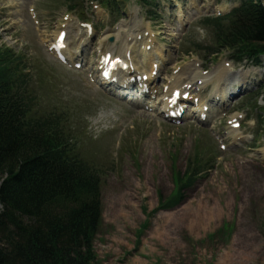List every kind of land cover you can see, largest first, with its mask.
Returning <instances> with one entry per match:
<instances>
[{"label":"rangeland","instance_id":"obj_1","mask_svg":"<svg viewBox=\"0 0 264 264\" xmlns=\"http://www.w3.org/2000/svg\"><path fill=\"white\" fill-rule=\"evenodd\" d=\"M193 1L198 8L193 7ZM178 4L184 13L181 24L176 20L179 8L171 14L158 10L161 17L151 23L144 13L136 14L139 6L133 1L120 20L119 31L151 24L159 34L156 45H171L161 84L174 79L179 71L193 69L195 74L187 71L179 78L181 82L198 81L194 87L201 89L214 85L220 78L218 70L225 66L220 82L229 85L245 75L244 69H256L232 64L226 52L213 55L210 62L192 51L184 53L192 42H206V30L197 25L199 17L226 11L238 0H178ZM28 7L36 9V21L29 17ZM45 9H50V14L43 12ZM85 11L93 22L106 15L100 12L95 17ZM68 12L65 0H0V47L27 57L33 70L44 73L38 75L43 104L58 102L70 108V124L77 129L81 151L102 167V220L93 242L95 264H264V138H252L264 100H256L255 110L241 108V96L225 108V112L230 110L229 117L243 119L240 130L246 134V144L237 136L227 142L222 135L218 138L219 129L225 128L223 122L221 127L215 122L217 131H211L210 124L203 126L189 119L172 125L162 117L117 102L88 80L86 67L74 71L46 53L43 39L56 35ZM132 13L135 16L130 21ZM70 15L76 29L69 34V51L88 64L93 50L78 48L82 36L76 33L75 14ZM115 33L110 31L109 37ZM135 48L138 51L139 45ZM218 141L225 144V150L219 149ZM207 145L213 146L209 153L214 157L213 166L182 191L175 205L159 207L174 190L176 172L183 174L198 151H204L205 157ZM145 222L147 226L138 235ZM226 223L230 231L223 230Z\"/></svg>","mask_w":264,"mask_h":264},{"label":"trees","instance_id":"obj_2","mask_svg":"<svg viewBox=\"0 0 264 264\" xmlns=\"http://www.w3.org/2000/svg\"><path fill=\"white\" fill-rule=\"evenodd\" d=\"M84 1L65 3L74 9ZM198 24L210 40L192 42L197 52L211 56L227 51L235 61L253 63L264 54V8L254 0L243 1L225 17L204 16ZM27 64L21 54L0 48V264H95L102 167L80 152L68 106L37 104L38 86L32 78L44 73L26 72ZM211 162L199 151L194 154L182 178L175 174L180 189ZM181 197V192L171 195L160 207ZM146 226L142 223L137 234ZM223 230L230 231V224Z\"/></svg>","mask_w":264,"mask_h":264},{"label":"bare ground","instance_id":"obj_3","mask_svg":"<svg viewBox=\"0 0 264 264\" xmlns=\"http://www.w3.org/2000/svg\"><path fill=\"white\" fill-rule=\"evenodd\" d=\"M178 19H179L178 23H181V19L180 18H178ZM126 42H127V38L125 39V43ZM155 51H157V49L152 50V51L143 50V53H142V62H143V65H142V67L147 68L149 65L151 66V62L153 61L152 54ZM156 61H158V59ZM134 62H135V59H134ZM136 66H137V64H136ZM224 68H225V66H222V69L218 70V74L220 75V78L219 79H216V81H219L220 79H222L223 72H224ZM245 72H246L245 74H247L249 72V70H247ZM179 77H180V75L176 77V80L175 79L174 80L171 79V82L169 83V88H171V89L177 88L178 84L179 85L182 84V82H179V80H178ZM238 78H239V80H242L243 79L242 76H239ZM220 85H221V83L216 84L214 86L215 90L219 89Z\"/></svg>","mask_w":264,"mask_h":264}]
</instances>
